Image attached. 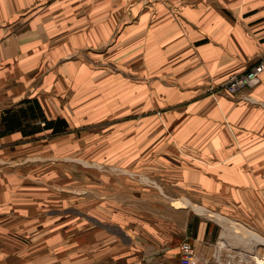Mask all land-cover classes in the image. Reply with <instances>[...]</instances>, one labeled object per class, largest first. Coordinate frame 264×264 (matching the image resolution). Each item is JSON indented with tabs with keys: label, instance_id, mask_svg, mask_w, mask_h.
Masks as SVG:
<instances>
[{
	"label": "rangeland",
	"instance_id": "obj_1",
	"mask_svg": "<svg viewBox=\"0 0 264 264\" xmlns=\"http://www.w3.org/2000/svg\"><path fill=\"white\" fill-rule=\"evenodd\" d=\"M131 46L126 41V63L117 57L106 68L107 57H100L98 69L107 73L88 83L97 96L79 95L74 82H19L34 92L50 115H61L66 124L36 134L28 143L20 137L12 149L1 148L0 206L3 217L13 221L3 227L0 264H179L177 247L173 252L172 247L159 245L169 235L194 246L191 236L199 221L216 223V219L224 223L231 239V233L251 230L244 222L256 219L258 212L242 202L263 204L264 160L207 158L203 151L216 137L229 140V156L237 153L239 147L230 140L236 130L213 112L189 113L183 102L188 97L170 96L162 89L163 81L139 80L138 65L132 64L134 60L129 63V51L137 48ZM99 51L106 54L105 47ZM259 62L264 57L221 82L208 80L205 96L246 101L247 93L261 81L233 93L226 82ZM107 74L115 79H106ZM212 149L216 153L214 144ZM257 150L255 146L253 151ZM11 153L16 155L6 160ZM219 164L233 176L224 180L211 175ZM247 172L259 174L249 178ZM225 185L232 191L220 189ZM218 214L228 218L234 230ZM262 220L255 227L263 243L256 257L264 264ZM236 242L231 241L235 253L241 250ZM216 245L213 263L226 264L217 254L223 243L218 240ZM248 260L246 264H259Z\"/></svg>",
	"mask_w": 264,
	"mask_h": 264
},
{
	"label": "crops",
	"instance_id": "obj_2",
	"mask_svg": "<svg viewBox=\"0 0 264 264\" xmlns=\"http://www.w3.org/2000/svg\"><path fill=\"white\" fill-rule=\"evenodd\" d=\"M114 41L117 44L112 45ZM126 41L137 46L128 56L130 64L134 60L132 64L138 65L139 80L163 81L162 89L170 96L188 97L183 102L188 103L189 113L213 112L221 123L229 121L227 126L236 130L230 140L234 148L239 147L237 153L229 156V140L216 137L203 151L207 158L220 162L264 160V73L261 83L247 93L246 101L236 102L225 95L211 99L204 94L208 80L221 82L229 73L243 71L264 57V0H0V120L15 118V124L0 134V152L14 148L20 137L28 143L36 134L45 135L56 128V119L63 120L64 127L66 124L61 115H50L27 85L20 87V81L74 82L79 95L97 96L88 83L107 73L98 69L100 57H107L103 64L111 67L115 58L127 52ZM104 47L103 55L99 50ZM88 48L90 52L84 51ZM122 71L126 75L125 66ZM106 79L115 77L107 74ZM14 155H7L6 160ZM229 170L219 164L210 174L225 180L233 176ZM260 171L264 173V169ZM255 174L247 172V177ZM224 187L229 188L220 189ZM242 203L258 212L256 219L244 222L251 230L242 234L257 240L246 245L236 242L241 250L235 253L224 223L199 221L191 242L201 264H214L218 240L223 247L217 254L226 264H246L248 257L259 256L258 247L263 243L255 227L261 224V217L264 219V201L262 205L256 200ZM8 219L0 206V240L4 225L13 221ZM182 240L169 235L159 245L170 246L173 252L177 247L178 253Z\"/></svg>",
	"mask_w": 264,
	"mask_h": 264
},
{
	"label": "built area",
	"instance_id": "obj_3",
	"mask_svg": "<svg viewBox=\"0 0 264 264\" xmlns=\"http://www.w3.org/2000/svg\"><path fill=\"white\" fill-rule=\"evenodd\" d=\"M264 71V62H259L249 70L231 76L227 83L228 90L233 93L239 88H252L261 81V74ZM200 258L196 256L195 249L187 240L178 244L179 264H198Z\"/></svg>",
	"mask_w": 264,
	"mask_h": 264
},
{
	"label": "trees",
	"instance_id": "obj_4",
	"mask_svg": "<svg viewBox=\"0 0 264 264\" xmlns=\"http://www.w3.org/2000/svg\"><path fill=\"white\" fill-rule=\"evenodd\" d=\"M0 121L2 122V125H3V128L0 130V134L1 133H5L7 130L10 129L9 127H11V125L15 124V118L14 117H12V118H2V120H0ZM56 122L58 123V125L59 124H61L62 126L64 125V122L61 119H56L55 123ZM54 129L55 128H52V130H54Z\"/></svg>",
	"mask_w": 264,
	"mask_h": 264
},
{
	"label": "bare ground",
	"instance_id": "obj_5",
	"mask_svg": "<svg viewBox=\"0 0 264 264\" xmlns=\"http://www.w3.org/2000/svg\"><path fill=\"white\" fill-rule=\"evenodd\" d=\"M226 223V222H225ZM228 229L229 230H234V227L231 226V225H228ZM233 239H236L238 240L239 242L241 241L242 243H244L245 245L246 244H249L251 241H252V238H247V237H244L243 235H239L238 233H231L230 234ZM254 259L259 263V264H262L263 263V260L257 258V257H254Z\"/></svg>",
	"mask_w": 264,
	"mask_h": 264
}]
</instances>
